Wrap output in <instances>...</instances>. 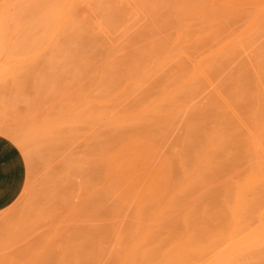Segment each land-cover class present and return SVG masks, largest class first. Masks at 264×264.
<instances>
[{"label": "rangeland", "instance_id": "obj_1", "mask_svg": "<svg viewBox=\"0 0 264 264\" xmlns=\"http://www.w3.org/2000/svg\"><path fill=\"white\" fill-rule=\"evenodd\" d=\"M0 9V121L27 164L0 264H264V0Z\"/></svg>", "mask_w": 264, "mask_h": 264}, {"label": "crops", "instance_id": "obj_2", "mask_svg": "<svg viewBox=\"0 0 264 264\" xmlns=\"http://www.w3.org/2000/svg\"><path fill=\"white\" fill-rule=\"evenodd\" d=\"M27 180V164L18 145L0 133V212L21 195Z\"/></svg>", "mask_w": 264, "mask_h": 264}, {"label": "bare ground", "instance_id": "obj_3", "mask_svg": "<svg viewBox=\"0 0 264 264\" xmlns=\"http://www.w3.org/2000/svg\"><path fill=\"white\" fill-rule=\"evenodd\" d=\"M2 2V1H1ZM5 2V1H4ZM12 2H13V0H12ZM15 2V1H14ZM18 2V1H17ZM8 3H9V1H8ZM19 3V2H18ZM23 3V2H22ZM4 4V3H3ZM17 4V3H16ZM7 5H9V4H7ZM12 5V7H13V4H11ZM20 5V4H19ZM4 7V6H3ZM2 7V8H3ZM8 7H10L11 8V6L9 5V6H7V8ZM4 9V11L5 10H9V9ZM2 9V10H3ZM1 10V9H0ZM1 10V11H2ZM14 10H15V7H14ZM21 10V9H20ZM11 11H13V10H11ZM6 12V11H5ZM20 12V11H19ZM1 14H3V12L2 13H0V16H1ZM10 14V13H9ZM13 14H14V12H13ZM16 14V13H15ZM19 14V13H18ZM64 14V13H63ZM62 14V15H63ZM10 15H12V14H10ZM3 16V17H2ZM1 17L2 18H4V14L2 15ZM7 16V15H6ZM16 16V15H15ZM0 17V18H1ZM10 17V16H9ZM17 17V16H16ZM60 17H62V16H60ZM0 19V21H1V23L0 24H3L4 23V25L3 26H5V23L7 22V21H9V20H6V21H2L3 19ZM10 18H12V17H10ZM64 18V17H63ZM14 19V18H13ZM18 19V18H17ZM10 20H12V19H10ZM3 22V23H2ZM18 22V21H17ZM21 22V21H20ZM8 23H10V21L8 22ZM15 24V23H14ZM8 24H6V26H7ZM12 25V24H11ZM16 25V24H15ZM0 27L2 28V31L1 32H3V28H5V27H2V25H0ZM30 28H27V29H25V30H29ZM16 30V29H15ZM0 32V33H1ZM16 32V31H15ZM23 32V31H22ZM26 32V31H25ZM2 34V33H1ZM1 36V38H2V35H0ZM79 114V116H81L82 114H80V113H78ZM85 114V113H84ZM89 114V113H88ZM49 116H52V115H50V114H48ZM63 117V116H62ZM68 116H66V118H67ZM71 117V116H70ZM69 117V118H70ZM45 118H48L47 116L45 117ZM57 119V118H56ZM63 119V118H62ZM46 120V119H45ZM7 125V123H2L1 121H0V133L1 134H4L5 136H7V137H9L10 139H12L15 143H17V145H18V147H21L22 149L24 148V146H23V143L21 142V138L19 139V137L15 134V132L14 131H12V128H11V126L10 125ZM73 125V124H72ZM78 125V124H77ZM9 126V127H8ZM68 126V125H67ZM66 126V127H67ZM76 126V125H75ZM82 126V125H81ZM69 127V126H68ZM67 127V128H68ZM77 128L76 129H78V126H76ZM63 128H65L64 126H63ZM69 128H71V127H69ZM68 128V129H69ZM75 129V130H76ZM14 130V129H13ZM71 130V129H70ZM69 131V130H68ZM77 131H79V130H76V132ZM70 132V131H69ZM73 132V131H72ZM80 133V132H79ZM20 134V133H19ZM69 141V140H68ZM70 141H71V139H70ZM72 142V141H71ZM86 143H89L88 142V140H87V142ZM85 143V144H86ZM86 146V145H85ZM88 147V146H87ZM74 148V147H73ZM79 148V147H78ZM24 150V149H23ZM128 150H129V148H128ZM133 150V149H132ZM132 150H129V151H132ZM84 151V150H83ZM126 151V150H125ZM85 155V154H84ZM133 158H134V156H133ZM72 159V158H71ZM139 160H141L140 159V157H139V155H136L135 156V158L134 159H131L130 157L128 158V160L127 159H125V161L127 162V165L125 166V167H127V168H129V169H136V170H140V173L143 175V171H142V169H139V168H137V167H141V162L139 161ZM72 161V160H71ZM101 161V160H100ZM77 162V161H76ZM70 163V162H69ZM101 163V162H100ZM120 163V162H119ZM122 163H123V161H122ZM122 163H120V164H122ZM113 164V163H112ZM118 165L117 167H119V166H121V165ZM90 165V164H89ZM117 165V164H116ZM100 166V165H99ZM109 166V165H108ZM107 167V166H106ZM124 167V166H123ZM142 168V167H141ZM82 169V168H81ZM105 169V168H104ZM118 169V168H117ZM117 169L115 168L114 170V172L116 173V171H117ZM144 169V168H143ZM73 170V169H72ZM107 170V169H106ZM106 170H105V172H106ZM124 170H125V168H124ZM118 171H120V170H118ZM75 172V171H74ZM113 172V173H114ZM152 172V171H151ZM150 172V173H151ZM109 173H110V171H109ZM108 173V174H109ZM119 174H118V177H116V178H114L113 179V181H114V183H112L110 180L112 179V178H110L108 181H110V185H112V186H110V188H111V192L110 193H113V195H110V196H113L112 198H114V196H116L115 194L119 191V190H122V187H123V185L124 184H126L127 182H125L126 180H125V178H127V176H125L126 175V172H124V171H120V172H118ZM72 174V173H71ZM85 174V173H84ZM103 174V173H102ZM101 174V175H102ZM106 174V176H107V172L106 173H104V175ZM128 174V173H127ZM79 175V174H78ZM82 175H83V173H82ZM113 175V174H112ZM128 175H130V174H128ZM135 175V174H134ZM146 173H145V175L143 176L144 177V179H145V177H146ZM71 176V175H70ZM74 176H75V174H74ZM90 176V175H89ZM90 177H92V176H90ZM106 178L105 176H102V178ZM129 177V176H128ZM150 177V176H149ZM74 178H76V177H74ZM141 178H142V176H141ZM98 179V178H97ZM96 179V180H97ZM115 179H116V181H115ZM147 179H149V178H147ZM162 179V178H161ZM164 179V178H163ZM90 180H92V179H90ZM125 180V181H124ZM136 180V179H135ZM141 180V179H140ZM143 180V179H142ZM156 180V179H155ZM76 181V180H75ZM98 181V180H97ZM163 181V180H162ZM166 181V180H165ZM140 182V181H139ZM147 182V181H146ZM78 183V182H77ZM94 183V182H93ZM103 183V182H102ZM156 183H158V185H159V182H156ZM73 184H74V182H73ZM97 184V183H96ZM108 184V185H109ZM139 184V183H138ZM144 184H145V182H144ZM150 184V183H149ZM166 184V183H165ZM91 186H92V184H90ZM106 185V189H107V187H108V185L107 184H105ZM141 185V184H140ZM94 186V185H93ZM136 186V185H135ZM150 186V185H149ZM157 186V185H156ZM156 186H154L153 187V191H154V193L156 192V188L158 187H156ZM160 186V185H159ZM81 187H82V185H81ZM137 187V186H136ZM156 187V188H155ZM78 188V187H77ZM138 188V187H137ZM105 188H104V190L105 191H107ZM158 189H161V188H158ZM77 190V189H76ZM83 190V189H82ZM85 190V189H84ZM110 190V189H109ZM137 190V189H136ZM143 190V189H142ZM104 191V192H105ZM132 191V190H131ZM131 191H129V194H130V192ZM84 192V191H83ZM158 192H160V191H158ZM80 193L82 194V191H80ZM109 192H106V194H108ZM115 193V194H114ZM120 192H118L117 193V195H119L120 196V194H119ZM132 193V192H131ZM84 195V194H83ZM133 195H134V193H133ZM154 195V194H153ZM118 196V197H119ZM117 197V196H116ZM115 197V198H116ZM156 198H158L159 199V197H156ZM117 199H119V198H117ZM152 199V198H151ZM112 200H114V199H112ZM122 200V199H121ZM120 200V201H121ZM129 202H127V203H124V201H123V203L125 204V206H127L130 202H132V198L129 196ZM117 201V200H116ZM134 201H136V206H137V209H138V211H140V210H142L141 208H142V201H139V200H137V199H135ZM122 202V201H121ZM154 202V201H153ZM152 202V203H153ZM150 203V202H149ZM154 203H156V202H154ZM134 205H135V203H133ZM157 204V203H156ZM155 204V205H156ZM79 205H80V203H79ZM131 205V204H130ZM143 205H145V204H143ZM150 205V204H149ZM148 205V206H149ZM81 206V205H80ZM118 206V205H117ZM85 207V206H84ZM76 208H77V206H76ZM80 208V207H79ZM75 210V209H74ZM261 232H262V230H261Z\"/></svg>", "mask_w": 264, "mask_h": 264}]
</instances>
